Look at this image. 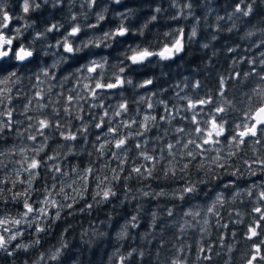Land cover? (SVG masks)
<instances>
[{
  "label": "snow or ice",
  "instance_id": "6c2138e0",
  "mask_svg": "<svg viewBox=\"0 0 264 264\" xmlns=\"http://www.w3.org/2000/svg\"><path fill=\"white\" fill-rule=\"evenodd\" d=\"M20 2L22 13L25 15L41 7L36 0H20ZM49 2L56 7L63 3V0H44L45 4ZM121 2L122 0H113L115 4ZM256 3L257 0L251 2L238 0L232 15L239 13L241 17H250ZM86 4L90 9L98 7L99 0H86ZM192 6V4L187 5L189 9ZM155 11L159 13L161 8L157 7ZM120 15L121 23L114 30L104 32L103 36L95 41L88 40L76 44L74 38L79 36L82 27H98L99 22L105 20L103 13L97 14L96 24L71 23L77 21V17L72 15L69 28L63 31L61 24L53 23L44 32H37L33 43L36 39H47V34L60 33V36L53 37L55 44L47 45L48 48H54L56 51L43 53L45 56H56V59L35 75V83L29 88V91L33 89L35 91H32L30 97L20 87L23 77L18 71L12 70L3 74L4 66L0 63V86H2L0 87V142H7V134H14L31 142L24 147L14 146L6 151H0V157H12L17 154L20 157L18 160H9L13 165L10 172L14 175L5 172L0 177V205L3 206L0 207V252L5 253L7 257H14L17 252H27L29 248L40 245L42 239L40 234L51 231L52 226L62 219V212L72 215L73 210L86 212L90 211L94 204L110 202L118 195L117 185H120L125 193L129 192L127 182L132 179L183 180V185L171 193L160 190L155 193L141 191V194L152 199L170 196L173 200L187 203L188 199L197 197L204 190L201 185L220 179V173L215 169L226 171L231 168L232 177L238 174L244 175L240 167L236 166L237 159L242 160L248 174L255 176L258 170L264 174V59L259 61L261 68L259 72L255 67L257 61L251 59L247 61L251 66L248 71H234L227 76H218L214 93L205 91L201 94L199 90L203 88V84L198 79L191 84L185 83L184 87L175 85L172 91L175 92L178 100L183 102L182 105L172 103L163 97V93L169 92L168 88H161V98L157 100H153V97L158 95L155 91L140 94L138 100L125 99L128 89H148L153 85L151 78L134 83L131 75L126 73H129V70L137 71L140 66L150 64L153 57H157L159 61L175 59L185 51L186 42L190 43L197 37L195 27L187 37L183 28L174 32H165L164 36L171 39L163 42L159 50L152 48L151 45L129 46L122 53L123 59L111 65L115 69L111 73L106 71L108 57L103 56L99 60L89 59L87 63L79 64L70 74L62 75V79L57 75V71L63 72L60 68L61 64H69L70 68V62L78 63L79 59H83L77 55L83 48L89 46L97 49L102 46L109 48L111 44L107 43L108 41L127 36L130 28L123 23L127 15L125 13ZM232 15L228 19L231 20ZM13 19L14 14L10 13L0 0V62L14 60L16 63L12 65L13 69L17 66L26 68L38 53L31 46L26 47L23 42L14 47V42L22 35V29L16 26L10 27ZM156 19L155 15L151 17L153 21ZM173 19L176 17L173 16ZM26 27L31 25L26 24ZM228 31H232V28ZM260 31L264 33V28ZM139 34L143 35L142 29ZM247 35L251 36L253 33L249 32ZM212 39L215 40L216 37L213 36ZM261 45H264V40H261L257 47ZM202 47L208 48L209 45L205 43ZM228 51L232 52L234 49L229 48ZM261 56L264 57V53H261ZM235 63L236 61L233 60V64ZM241 76L244 79L256 76L262 83L252 88L250 93H243L238 99L236 97L229 99L227 90L230 81L239 80ZM28 79L31 81L32 77ZM45 83L47 88L43 87ZM189 87L193 95L187 93L181 95L184 88ZM113 94L121 97L120 101L114 105L106 103V98ZM22 99L26 102L18 108L14 101ZM132 104H136L137 107L133 109ZM139 105H144V108H140ZM130 113L134 114L130 115ZM177 120L180 123L174 125L173 122ZM77 121L79 123H74ZM162 125L169 126L163 128L162 135L167 136L171 130L174 133L173 141L160 143L161 136H156L157 147L149 150L148 134L159 132ZM93 129L94 140H90L89 133ZM53 139L62 142L53 146L50 144ZM85 146H90L94 151H88ZM250 146L252 156L248 157L244 150ZM157 152L159 155H156ZM81 153L89 157L88 163L84 165L80 161L72 164L70 157H76ZM97 161L103 163L102 169L97 166ZM0 166H2L0 171L8 169V164L3 160H0ZM193 167L198 172H203L199 179H191L190 169ZM158 171L162 172V177L155 175ZM17 185L20 187L17 188ZM230 188L235 189L236 185L233 182L224 184V189ZM257 188L259 190L255 191ZM90 189H92L93 203L87 201ZM241 195L248 197L250 210L241 212L229 207L227 209L229 219L225 222L221 209H224L225 205L235 204L237 197ZM124 198L128 199L127 195ZM81 200L84 201L83 204H80ZM10 203L19 209L15 217L9 216L4 211ZM241 203L244 201L241 200ZM77 204H80L78 209L75 207ZM165 211L169 217L174 215L173 208H166ZM246 214L251 217L248 222L244 219ZM182 215L191 217V221L185 220L179 225L181 236L186 229L193 228L203 238L209 234L210 226L215 227L217 240L221 242V247L226 248L227 253L232 252V246L222 242L228 235L235 238L237 236L235 227L243 225L245 229L243 238L251 242L248 251L245 252L243 264H264V184L258 186L253 183L252 187L243 193L237 189L231 201L224 192H216L214 199H211V203L205 208L196 210L189 208ZM209 217L214 218V223ZM152 218V227H158L155 212L152 213ZM129 225L132 228L139 227L137 215H132L130 220L125 222L124 227L127 228ZM28 230H31L30 235L34 233L36 237L31 244L23 242L13 244L24 237L25 231ZM224 230H227V234ZM124 234L126 233H122ZM164 246V242L161 241L157 255ZM66 247L67 244L64 243L60 248L50 251L47 256L41 254L40 261H44L45 264L48 261H57L61 249ZM172 247L175 248V253L168 264H186L183 258L185 251L183 244ZM134 253L141 260L145 256L143 251L137 252L133 248L128 252L127 257L120 256V264L132 258ZM213 254L221 255L220 252L214 251L211 243L201 244L197 259L211 262ZM25 264L28 262L25 261ZM224 264H230V261L225 260Z\"/></svg>",
  "mask_w": 264,
  "mask_h": 264
},
{
  "label": "trees",
  "instance_id": "16d2710c",
  "mask_svg": "<svg viewBox=\"0 0 264 264\" xmlns=\"http://www.w3.org/2000/svg\"><path fill=\"white\" fill-rule=\"evenodd\" d=\"M237 2L238 0H154L145 2L146 4L144 5L135 2L134 5L128 7L130 8L128 12H120L127 15V19L123 21L130 28L127 36L118 37L115 41L110 40L109 44H111V47L106 49H102L101 47L96 52L92 46L83 48L82 52L77 54L78 57H83V59H79L78 63L70 62V68L69 64H61L60 68L63 72L57 71V75L62 79V75L70 74L79 64L87 63L92 56V59H95L97 54L100 53L108 57L106 71L111 73L115 71L111 65L123 59L122 53L129 46L135 47L139 44L144 47L151 45L152 48L159 50L163 42L171 39V37L164 36L165 32H174L179 28H183L187 37L190 35L192 28L195 27L197 37L190 43L186 42L185 51L175 57V59L159 61L157 57H153L150 64L140 66L139 70H129V73L126 74L131 75L134 83L151 78L153 79V85L148 89H128L124 98L129 101H132L133 98L138 100L140 94L155 91L158 95L153 97V100H157L161 98V88H168L169 92L163 93V97L172 103L182 105L183 102L178 100L175 92L172 90L177 84L184 87L185 83L191 84V82L197 79L203 84V88L199 90L201 94L205 91H212L214 93L218 76H227L234 71H248L251 67L247 63L248 60L255 59L257 61L255 65L256 70L258 72L261 71L259 61L264 59L261 56V53H264V45L260 47H257V45L260 44L261 40H264V33L260 31L261 28H264V0H257L254 12L250 17H241L239 13L232 15ZM246 2H251V0H246ZM186 3L193 5L189 11L183 9ZM114 5L112 1H109V12L96 13V15L103 13L105 16V20L99 22V25H105V27L109 28L111 25H119L121 23V16H118L119 13L112 12L116 9ZM46 6L44 11L42 10L43 8H39L30 11L27 15H21V12H14V16L23 17L19 21H24L25 25L30 24L31 29L42 31L53 23L61 24L62 29L65 28L67 25L65 22L69 21L66 10L63 8L58 9V5L53 7L51 4H46ZM155 6L160 7L161 12L152 11ZM104 8L105 6L99 11ZM56 12H59L60 15L56 14ZM153 15L157 17L155 21L151 20ZM230 15H232L231 20L228 19ZM173 16L176 19H173ZM218 17H223L224 19L218 20ZM233 24H235V27H233ZM144 25H147V27H144ZM229 28H232V31H228ZM141 29L143 30V35L139 34ZM96 32L98 31L96 30ZM133 32L136 34H133ZM249 32H252L253 35H247ZM213 36L216 37L215 40L212 39ZM50 40L55 43L53 37L49 38V42ZM205 43L209 45L208 48L202 47ZM229 48L234 49V51L229 52ZM233 60L236 61L235 64H233ZM0 63H3L4 66L3 74H7L12 70L18 71L23 77V83L20 87L30 97L32 93H30L29 88L31 83H35L33 82L35 60L28 63L26 68L17 66L16 69L12 67L15 62L4 61ZM28 77H32V80L30 81ZM259 83L262 82L256 76H250L247 79L241 76L239 80H231L227 96L229 99L233 97L238 99L243 93H250L252 88L256 87ZM176 90L178 91L179 89ZM32 91H35V89ZM55 91L56 89H54ZM185 93L193 95L190 87L184 88L181 95ZM120 99L121 97L113 94L106 98L105 102L114 105ZM25 102L26 100L23 99L14 101L18 108ZM131 107L135 109L137 105L132 104ZM139 107L143 109L144 105H139ZM133 114L130 113V115ZM17 118L22 119V117ZM137 119H140V117H137ZM179 123V120L173 122L174 125ZM167 127L169 126L162 125L159 132L154 131L148 134L150 137L149 150L157 147L156 136H161L160 143L173 141L174 133L171 130L167 136L162 135L163 128ZM94 136L95 130L93 129L89 133L90 140H94ZM58 142L62 141L53 139L50 141V144L54 146ZM30 144V141L14 134H7V142L0 144V151H5L7 147H19V145L24 147ZM85 147L88 151H94L90 146ZM244 152H247L248 157H251V146L245 149ZM28 154L31 155V153ZM130 155H134V153H130ZM156 155H159V153L157 152ZM70 160L72 164L82 161L86 165L89 157L81 153L76 157H70ZM137 163H140V161H137ZM97 166L102 169L103 163L97 161ZM236 166L240 167L244 175L238 174L236 177H232L230 172L233 169L231 168L226 171L215 169L216 172L220 173V179L213 180L207 185H201V188L204 190L197 197L188 199L187 203L173 200L170 196L152 199L151 197H144L141 194V191L155 193L160 190L171 193L177 187L183 185V180L174 181L172 179L165 180L161 178L141 181L139 179H132L127 182L130 189L127 193L123 191L120 185H117L118 195L112 198L110 202L98 205L94 204V207L86 212L73 210L72 215L62 212V219L52 226L51 231L40 234L42 237L40 245L29 248L27 252H17L14 257L0 256V264H25V261L28 264H45L44 261H40V255L44 254L47 256L50 251L60 248L61 244L64 243L67 244V247L61 249L60 258L57 261H48L47 264H120V256L127 257L128 252L132 251L133 248L137 252L143 251L145 253L144 258L141 260L134 253L132 258L124 261V264H168L173 253H175V248L172 246H179L180 244H183L185 249L183 258L186 264H224L225 260H229L230 264H243L245 252L248 251V245L251 243L243 238L245 230L243 225L234 226L237 231L235 238L228 235L226 240L222 242L225 245L232 246L233 250L231 253H227L226 248L220 246L221 242L217 240V229L215 227L210 226L209 234L203 236V238L196 229L188 228L182 236L179 229V225H182L185 220L191 221V217L183 216L182 213L188 211L189 208L193 210L205 208L211 203V199H214V193L222 191L229 201H231L232 195L235 194L237 189L243 193L248 188H251L253 183L258 186L264 184V174H261L259 170L255 176L248 174L246 166L243 165L240 159L236 160ZM190 172L191 179L194 180L199 179L203 175V172H198L195 167L191 168ZM155 175L162 177V172L158 171ZM229 182H233L236 188L224 189V184ZM19 187L20 185H17V188ZM258 190L259 188L255 189V191ZM91 193L92 189L87 194V201L89 203H93ZM126 195L128 199L124 198ZM241 200L244 203H241ZM83 203L84 201L81 200L80 204ZM80 204H77L75 207L78 209ZM0 207L3 206L0 205ZM229 207L246 212V210H250L251 204L246 195H241L237 197L235 204L225 205V208L221 209L225 222L229 219L227 214ZM166 208H173L174 215L172 217L167 216ZM18 210V207L11 203L4 209L9 216L17 215ZM154 212L157 214L156 224L158 227L156 228L152 227V213ZM132 215L138 216L139 227L132 228L129 225L125 228V222L130 220ZM201 215L203 216V212H201ZM209 219L214 223L213 217H209ZM244 219L245 222H248L251 217L246 214ZM65 229L67 230L65 231ZM30 231L26 232L24 237L16 243L31 244L32 240L36 237L34 233L30 235ZM224 231L227 234V230ZM122 233L126 234L122 235ZM161 241L164 242L165 246L159 250V255H157ZM209 243L213 245L214 251L220 252L221 255L216 256L213 254L211 262L198 260V248L201 244L207 245Z\"/></svg>",
  "mask_w": 264,
  "mask_h": 264
},
{
  "label": "rangeland",
  "instance_id": "374dc122",
  "mask_svg": "<svg viewBox=\"0 0 264 264\" xmlns=\"http://www.w3.org/2000/svg\"><path fill=\"white\" fill-rule=\"evenodd\" d=\"M69 1H71V2L68 3L67 7H66L65 4H64L65 6L63 5L64 0H63V3L61 4L63 6L62 8L64 10L66 9V11L70 7V5H75V4L79 8L87 7V4H85L83 2V0H69ZM2 2L5 4V6L7 7V9L9 10L10 13L15 14L14 12H21V15H25V14L22 13L20 0H2ZM105 2H106V0H99V6L96 7V12H92L90 10V8H88L87 10L81 9L79 12H68L67 11L66 14H68L69 21L65 22V24L67 23V25L65 26V28L61 29V31H63L66 28H69L70 17L72 15H75L77 17V21H72L71 23H77L78 22L81 25L96 24L97 23V19H96L97 15H96V13L102 7L105 6ZM36 3H39L41 5L40 8H43L42 9L43 11H44V8L47 7L46 4L44 3V0H36ZM47 4H51L52 5L51 2H49ZM188 4H190V3H186L183 6V9H185V11H189L190 10L187 7ZM114 6L116 7V10H118V13H119L118 16H121L120 12H125L124 9H122V6H123L122 2L120 4H115ZM113 12H115V11H113ZM56 14H59V12H56ZM23 22L24 21H19V19H16L15 16H14L12 25H10V27L16 26V27H20L22 29V35L20 36V38L17 41L14 42V47L16 45H18L19 43L23 42L26 47L32 46V48H34L36 50V52L38 53V55L36 57H34L35 58V64L33 66V69H34V71H33V82H35V75L38 74L41 71L42 68H44L46 66H50L53 63V61L56 59V56H54V57L49 56V55L45 56L43 53L45 51L50 52V53L55 51L54 48H48L47 45L49 43H51V44L53 43V42H51V40L49 42V38L54 37V36H60V33L47 34V39H45V38L36 39L35 42L33 43L35 34L37 32H44L45 29L48 26L45 27L44 30L40 31V30H37V29H31L30 27H26V25ZM114 26H118V25H113V26L111 25V27L109 26V28H111V29L105 27V25H98V27H96V28H83L82 27V30H81V33L79 34V36L74 38V39L76 41V44H80L81 42H87L88 40L95 41V40H98L100 37H102L104 32H107V31H110V30H114L116 28ZM96 30L98 32H96ZM5 31H7V30H5ZM107 43H109V41ZM53 44H55V43H53ZM93 48L95 49V52H96V50H99V49H97L95 47H93ZM102 49H106V48H104L102 46ZM101 56H103L101 53L97 54L95 59H101ZM92 58H93V56L90 59H92ZM13 62H14V60H13ZM43 87L47 88V83H45V85H43ZM30 93H32V91H30ZM0 144H4V142H0ZM19 147H23V146L19 145ZM19 147H17V148H19ZM8 148H11V147H7L5 149V151ZM18 159H20L18 154L16 156H12V157H0V160H3L4 163L8 164V169H3L2 171H0V177H2L5 172H8L9 174H12L10 172V170L13 168V165L11 163H9V160H18ZM16 167H18V165H16ZM0 168H2V166H0ZM12 216L15 217L16 215H12ZM28 231H25V233L28 232ZM20 239H22V238H20ZM20 239H18V241ZM16 242H13V244H15ZM5 255H6L5 253L0 252V256L1 257L5 256Z\"/></svg>",
  "mask_w": 264,
  "mask_h": 264
},
{
  "label": "flooded vegetation",
  "instance_id": "af4514ba",
  "mask_svg": "<svg viewBox=\"0 0 264 264\" xmlns=\"http://www.w3.org/2000/svg\"><path fill=\"white\" fill-rule=\"evenodd\" d=\"M109 1H113V0H106V2H105V8L107 9V10H105V8L104 9H102L101 11H98V12H109ZM151 1H154V0H122V4H123V6H122V9H124V11L125 12H128L129 10H130V8H128V7H130V6H132V5H134V3L135 2H137L138 4H140V5H144V4H146L145 2H151ZM71 1H69V0H64V3H63V5L65 4L66 5V7H67V5H68V3H70ZM83 2L86 4V0H83ZM62 4V3H61ZM61 4H58V9H61L63 6L61 5ZM75 4V3H74ZM115 4V3H114ZM64 5V6H65ZM89 7L87 6V7H84V8H79L76 4L75 5H70V7L68 8V12H79L81 9H84V10H87ZM157 8V6H155V8H154V10L152 9V11H154V12H156L155 11V9ZM66 10V9H65ZM92 12H96V7H93V8H91L90 9ZM143 10H146V9H143ZM66 11V12H67ZM115 12H118V10H114ZM152 11H148V12H152ZM113 12V11H112ZM33 60H35V58L33 59ZM13 62V61H12ZM15 62V61H14ZM16 63V62H15Z\"/></svg>",
  "mask_w": 264,
  "mask_h": 264
}]
</instances>
